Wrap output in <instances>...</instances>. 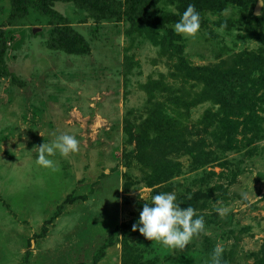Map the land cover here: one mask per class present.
Returning <instances> with one entry per match:
<instances>
[{"label":"rangeland","instance_id":"rangeland-1","mask_svg":"<svg viewBox=\"0 0 264 264\" xmlns=\"http://www.w3.org/2000/svg\"><path fill=\"white\" fill-rule=\"evenodd\" d=\"M257 1H54L57 16L29 8L8 24L0 0V264H207L218 245L225 264H264ZM189 4L200 29L178 34ZM61 27L88 50L52 48ZM62 132L79 150L38 165L36 146ZM160 191L205 219L184 249L131 228Z\"/></svg>","mask_w":264,"mask_h":264},{"label":"clouds","instance_id":"clouds-1","mask_svg":"<svg viewBox=\"0 0 264 264\" xmlns=\"http://www.w3.org/2000/svg\"><path fill=\"white\" fill-rule=\"evenodd\" d=\"M264 6V0H260ZM201 26V13L193 4H189L180 14V18L171 25L174 32L185 35H195ZM50 142H42L38 149L36 162L38 165L57 171L60 167L53 157L58 152L62 156L79 150L77 136L70 132L53 133ZM175 192L160 191L151 195L150 202H145L139 211V216L131 225L132 230H138L149 240H155L172 249H184L194 235L205 230L203 215H197L191 205L181 206ZM229 211L227 207L218 208L221 215ZM223 246H215L211 259L207 264H225L221 257Z\"/></svg>","mask_w":264,"mask_h":264},{"label":"trees","instance_id":"trees-1","mask_svg":"<svg viewBox=\"0 0 264 264\" xmlns=\"http://www.w3.org/2000/svg\"><path fill=\"white\" fill-rule=\"evenodd\" d=\"M12 6V13L8 20V24L13 23L16 19L24 17L29 8L42 11L45 14L55 15L58 14L51 7L54 1H73L77 4L85 6L87 8L92 5L98 6V0H9ZM99 10H101L99 8ZM49 45L58 50H64L67 52H84L88 50V45L84 38L73 32L68 27L57 28L52 37L49 39ZM7 49V44L0 34V70L7 71L4 62V55ZM16 79V78H15Z\"/></svg>","mask_w":264,"mask_h":264},{"label":"water","instance_id":"water-1","mask_svg":"<svg viewBox=\"0 0 264 264\" xmlns=\"http://www.w3.org/2000/svg\"><path fill=\"white\" fill-rule=\"evenodd\" d=\"M260 7H261V3H260V0H258L256 5H255V8H254V13L255 14L259 13Z\"/></svg>","mask_w":264,"mask_h":264}]
</instances>
